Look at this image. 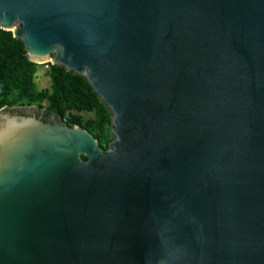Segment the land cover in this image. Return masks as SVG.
I'll list each match as a JSON object with an SVG mask.
<instances>
[{
	"label": "water",
	"instance_id": "95a60500",
	"mask_svg": "<svg viewBox=\"0 0 264 264\" xmlns=\"http://www.w3.org/2000/svg\"><path fill=\"white\" fill-rule=\"evenodd\" d=\"M0 28L114 135L0 110V264H264V0H0Z\"/></svg>",
	"mask_w": 264,
	"mask_h": 264
},
{
	"label": "trees",
	"instance_id": "16d2710c",
	"mask_svg": "<svg viewBox=\"0 0 264 264\" xmlns=\"http://www.w3.org/2000/svg\"><path fill=\"white\" fill-rule=\"evenodd\" d=\"M39 66L27 56L23 41L0 28V110L37 107L69 126L89 130L108 149L114 139L112 112L86 77L52 65L51 88L40 89L36 82Z\"/></svg>",
	"mask_w": 264,
	"mask_h": 264
},
{
	"label": "flooded vegetation",
	"instance_id": "af4514ba",
	"mask_svg": "<svg viewBox=\"0 0 264 264\" xmlns=\"http://www.w3.org/2000/svg\"><path fill=\"white\" fill-rule=\"evenodd\" d=\"M6 112H12L17 115L24 116H36L41 117L45 121H52L55 115H45L43 111H40L37 107H23L18 109H8Z\"/></svg>",
	"mask_w": 264,
	"mask_h": 264
},
{
	"label": "rangeland",
	"instance_id": "374dc122",
	"mask_svg": "<svg viewBox=\"0 0 264 264\" xmlns=\"http://www.w3.org/2000/svg\"><path fill=\"white\" fill-rule=\"evenodd\" d=\"M45 65L41 63L39 66V71L37 73L36 82L40 89H50L51 88V77L49 72H47Z\"/></svg>",
	"mask_w": 264,
	"mask_h": 264
},
{
	"label": "built area",
	"instance_id": "2783aa9c",
	"mask_svg": "<svg viewBox=\"0 0 264 264\" xmlns=\"http://www.w3.org/2000/svg\"><path fill=\"white\" fill-rule=\"evenodd\" d=\"M42 64L45 65V67L48 70L47 72H49V75H50L51 67H52L53 63L51 61H46V62H43Z\"/></svg>",
	"mask_w": 264,
	"mask_h": 264
}]
</instances>
